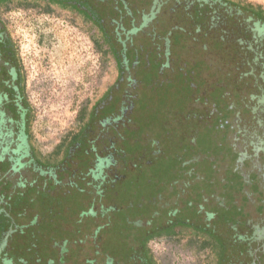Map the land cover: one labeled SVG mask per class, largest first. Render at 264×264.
<instances>
[{"label": "rangeland", "instance_id": "1", "mask_svg": "<svg viewBox=\"0 0 264 264\" xmlns=\"http://www.w3.org/2000/svg\"><path fill=\"white\" fill-rule=\"evenodd\" d=\"M243 1L264 9V0ZM81 17L57 8H0L3 35L21 62L40 158L79 131L117 78L108 46L106 54L94 47ZM162 52L151 45L128 56L136 64L129 95L137 98L114 144L127 165L124 179L105 185L101 198L79 179L72 189L34 190L0 177V252L12 264H225L227 243L202 225L199 208L212 210L202 202L216 196L224 201L218 218L234 220L242 216L240 191L249 188L264 202V186L235 170L227 129L214 124L228 117L214 65L201 71L200 61L184 60L169 68Z\"/></svg>", "mask_w": 264, "mask_h": 264}, {"label": "flooded vegetation", "instance_id": "2", "mask_svg": "<svg viewBox=\"0 0 264 264\" xmlns=\"http://www.w3.org/2000/svg\"><path fill=\"white\" fill-rule=\"evenodd\" d=\"M61 1L88 6L82 12L98 18L117 78L92 107L77 141L66 148L60 142L47 158L43 156L45 164L38 163L27 138L31 116L21 62L0 25V177L34 190L35 186L72 189L79 179L100 198L105 185L124 179L127 164L115 155L114 144H120L119 131L130 122L137 98L136 93L129 95L136 64L131 67L128 56L149 52L152 45L163 51V64L169 68L184 60L200 61L201 71L214 65L212 77L226 88L224 111L228 113L227 120L214 124L222 123L227 129L224 140L236 159L235 170L245 180L254 175L264 186V20L231 0ZM220 65L227 66L229 73L221 67L218 72L215 67ZM211 108L213 116L220 117L216 106ZM56 155L61 157L51 163ZM240 193L236 201L242 202V213L237 214L241 217L218 218L224 201L216 196L204 199L202 204H211L212 210L201 206L198 216L204 227L227 243L225 264H264V202H257L249 188ZM0 264L12 260L0 252Z\"/></svg>", "mask_w": 264, "mask_h": 264}, {"label": "trees", "instance_id": "3", "mask_svg": "<svg viewBox=\"0 0 264 264\" xmlns=\"http://www.w3.org/2000/svg\"><path fill=\"white\" fill-rule=\"evenodd\" d=\"M59 2L58 3H53L50 0H2L0 2V8L4 7L5 10H9L13 7L15 8H22V9H38L41 10V12L44 13H51L53 8H57V9H63V10H69L71 13H76V12H80V13H84L82 14L81 17V21L84 23V25L87 26V31H92L93 33L91 34L90 38L93 41V45L95 48H97L99 51L101 50L103 52V54H106V50H102L103 46H107L108 45V41L106 39V36L104 35V33H100L99 30L101 32L102 31V26L101 23L99 22L98 18H92L89 15H87L85 12L82 11H86L88 8V6H84V5H72V4H66V3H61L63 1L61 0H57ZM233 2H235L238 5H242V7H244L245 9H248L252 14H254L255 16H258L259 18H261L262 20H264V9L259 6V5H253L251 3H248L246 1L243 0H231ZM3 27V23L2 21H0ZM82 114H85V112H82ZM81 114V118H83ZM31 122V120H30ZM84 126V123L82 124V126L80 127L79 131L72 135L70 138L65 137L64 139H62L61 143L63 144V147H68L70 144L74 143L77 141L79 134L82 131V128ZM28 140L30 139V143L32 141V137L27 135ZM61 146V147H62ZM47 156V155H46ZM45 156V158H47ZM61 156H54L51 157V163H55L57 162L58 158H60ZM36 158V157H35ZM40 158V157H39ZM41 159V161H40ZM38 159V157L36 158V160L38 161V163H44V157ZM49 162V161H46Z\"/></svg>", "mask_w": 264, "mask_h": 264}]
</instances>
